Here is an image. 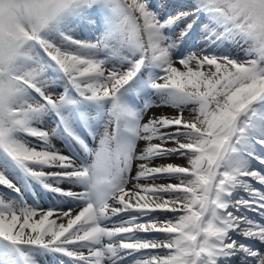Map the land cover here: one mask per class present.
Listing matches in <instances>:
<instances>
[{
    "label": "snow or ice",
    "instance_id": "obj_1",
    "mask_svg": "<svg viewBox=\"0 0 264 264\" xmlns=\"http://www.w3.org/2000/svg\"><path fill=\"white\" fill-rule=\"evenodd\" d=\"M0 264H264V0H0Z\"/></svg>",
    "mask_w": 264,
    "mask_h": 264
},
{
    "label": "bare ground",
    "instance_id": "obj_2",
    "mask_svg": "<svg viewBox=\"0 0 264 264\" xmlns=\"http://www.w3.org/2000/svg\"><path fill=\"white\" fill-rule=\"evenodd\" d=\"M155 111V110H154ZM164 111H170L169 109H165ZM177 163H180V161H176ZM157 182H163V181H157Z\"/></svg>",
    "mask_w": 264,
    "mask_h": 264
},
{
    "label": "rangeland",
    "instance_id": "obj_3",
    "mask_svg": "<svg viewBox=\"0 0 264 264\" xmlns=\"http://www.w3.org/2000/svg\"><path fill=\"white\" fill-rule=\"evenodd\" d=\"M180 163H183V161H182V160H180Z\"/></svg>",
    "mask_w": 264,
    "mask_h": 264
}]
</instances>
